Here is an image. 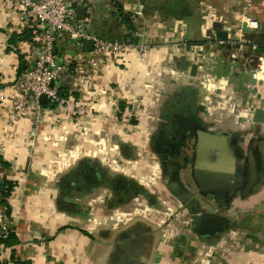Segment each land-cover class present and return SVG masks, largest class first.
Masks as SVG:
<instances>
[{
	"label": "crops",
	"instance_id": "obj_1",
	"mask_svg": "<svg viewBox=\"0 0 264 264\" xmlns=\"http://www.w3.org/2000/svg\"><path fill=\"white\" fill-rule=\"evenodd\" d=\"M70 1L88 31L128 46L95 52L89 41L59 35L61 100L36 103L21 78L36 62L41 25L22 26L20 6L0 0V194L18 239L0 243V260L264 264V123L252 119L264 107V66L256 70L264 51L237 41L264 47V0ZM242 14L258 25L241 34ZM137 43L146 45L143 55L129 46ZM176 119L227 134L223 148L233 160L225 156L217 167L235 174L220 201L195 192L189 167L165 164L156 140H168ZM182 186L199 211L226 220L216 236L199 234Z\"/></svg>",
	"mask_w": 264,
	"mask_h": 264
},
{
	"label": "built area",
	"instance_id": "obj_2",
	"mask_svg": "<svg viewBox=\"0 0 264 264\" xmlns=\"http://www.w3.org/2000/svg\"><path fill=\"white\" fill-rule=\"evenodd\" d=\"M20 6V22L26 27L41 25V44L36 62L33 66L22 72L21 86L23 94L37 103L40 95L44 94L50 103H57L61 99L54 85L60 76L63 67L56 61L53 48L59 35L64 34L68 39L83 44L92 41L95 52H117L128 46L124 40H113L101 37L88 31L81 20L75 17V5L70 0H13ZM257 21L247 14L238 18L237 30L243 33L244 28L257 27ZM240 45L249 46L257 50V44L243 36L238 37ZM140 55H143L146 45L137 43L129 45ZM128 48V47H127ZM256 70L262 69L264 56L258 55ZM21 102L15 107L20 108ZM9 233L8 219L0 194V240L5 239ZM1 243V242H0ZM3 248L5 247L1 243ZM6 250L1 251L5 254ZM0 253V256L3 255Z\"/></svg>",
	"mask_w": 264,
	"mask_h": 264
},
{
	"label": "water",
	"instance_id": "obj_3",
	"mask_svg": "<svg viewBox=\"0 0 264 264\" xmlns=\"http://www.w3.org/2000/svg\"><path fill=\"white\" fill-rule=\"evenodd\" d=\"M78 17H83L84 8L78 7L76 10ZM218 37L221 39L225 38L224 33H218ZM91 41L88 42V47H91ZM55 52V47L53 48ZM183 68L187 67V61L184 56L180 59ZM192 74L195 73V67L190 68ZM249 74L252 75V82L255 83L256 79L254 77L253 66H249ZM46 99L44 94L40 95L39 101L43 102ZM252 119L258 123H264V107H256L253 110ZM177 132L175 143H169L171 148V154L169 155V163H174L176 170L178 168H188L190 169V174L196 184V193H199L206 199L219 200V195L226 194L229 187H232L230 179L232 174L230 168L217 167L222 164V159L226 156L232 161L231 155L227 156L225 148H223V143L226 142V133H213L201 126L200 123H196L194 127L191 128V122H184L182 120H176ZM173 123L171 122V125ZM188 129H191L189 132ZM222 141V142H221ZM223 149V152H222ZM226 152V153H225ZM173 153V154H172ZM229 153V152H228ZM238 154V153H237ZM242 159V158H241ZM244 164L242 168L244 169ZM250 181L255 179V166H248ZM3 189V183L0 182V191ZM181 198L186 197L190 199L191 203L194 204L193 211L191 212V217L193 224L198 230L199 234L204 235L207 233L209 236H216L217 232L221 230L222 224L226 221L219 212H208L204 209L200 202L191 195L188 194V190L185 187H179ZM250 190L248 189L246 193ZM246 193H241L243 196ZM232 195V194H231ZM230 195V196H231ZM229 196V197H230ZM228 197V198H229ZM184 199V198H183Z\"/></svg>",
	"mask_w": 264,
	"mask_h": 264
},
{
	"label": "flooded vegetation",
	"instance_id": "obj_4",
	"mask_svg": "<svg viewBox=\"0 0 264 264\" xmlns=\"http://www.w3.org/2000/svg\"><path fill=\"white\" fill-rule=\"evenodd\" d=\"M177 120V119H176ZM174 121V123L172 124V125H170V126H168V128H169V130L170 131H167V134H166V136L168 137V140L166 141V142H164V138H162V137H160L158 140H156L157 141V148H159V151H160V154L162 153V155L163 156H165V164L167 165V166H169L170 167V165L171 164H173V163H169V155L171 154V148L168 146L169 145V143H171L172 142V144H174L175 143V140H176V132H177V124H178V122L177 121ZM193 126H191V128H192ZM167 129V128H166ZM188 131V130H187ZM161 140V141H160ZM154 146H155V144H154ZM173 154V153H172ZM192 177V176H191Z\"/></svg>",
	"mask_w": 264,
	"mask_h": 264
},
{
	"label": "trees",
	"instance_id": "obj_5",
	"mask_svg": "<svg viewBox=\"0 0 264 264\" xmlns=\"http://www.w3.org/2000/svg\"><path fill=\"white\" fill-rule=\"evenodd\" d=\"M257 49L259 51H264V47L261 45H257ZM18 239L13 232H9L5 239H1L0 242L3 243L4 246L11 247L15 243H17ZM13 252V251H12ZM11 264H30L28 261L21 260L20 258L15 257L13 254L10 256ZM0 264H7L6 261H1Z\"/></svg>",
	"mask_w": 264,
	"mask_h": 264
},
{
	"label": "rangeland",
	"instance_id": "obj_6",
	"mask_svg": "<svg viewBox=\"0 0 264 264\" xmlns=\"http://www.w3.org/2000/svg\"><path fill=\"white\" fill-rule=\"evenodd\" d=\"M262 66H264V64H262ZM263 68V67H262ZM264 77V76H263Z\"/></svg>",
	"mask_w": 264,
	"mask_h": 264
}]
</instances>
